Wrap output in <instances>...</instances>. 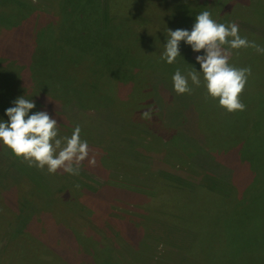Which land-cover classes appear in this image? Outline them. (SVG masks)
Listing matches in <instances>:
<instances>
[{
    "label": "rangeland",
    "instance_id": "1",
    "mask_svg": "<svg viewBox=\"0 0 264 264\" xmlns=\"http://www.w3.org/2000/svg\"><path fill=\"white\" fill-rule=\"evenodd\" d=\"M92 1L20 0L21 3H18V0H10L9 4L15 6L11 13L25 14L29 6L30 11L45 15L41 21H39L40 17L34 15L36 23L31 32V40L34 43L35 33L39 31L37 25L46 30H57L51 24H60L62 18L65 19L68 15L77 16V30L73 31L75 29L72 30L69 26L68 29L75 36L77 35L78 47L67 43L61 48L65 53L68 51L78 53L79 60L83 56L84 60H80L79 66L80 69L84 63L83 73L86 78H79L83 81H81L83 88L90 87L94 83L98 84L100 75L103 74L102 79L109 83L110 92H114L112 96L121 100L120 113L130 121L126 131L128 136L125 134L123 136L128 140L116 150H110L109 137L104 138L105 143L100 144L88 141L89 159L95 155L96 165L91 167L86 159L82 162L83 170H80L79 175L63 172L48 177L40 171L43 175L29 178V172L37 167L28 166L22 173L24 180L18 183V187L16 183L8 187L7 194L12 200H16L18 192L21 196H30L32 191L36 190V185L42 184L41 178L51 179L55 186L62 184L68 178L71 183L68 186L71 185L70 190L74 192L66 200L67 206L64 205L59 210L56 208L53 212L49 210L38 212L37 218L45 220L44 225L38 228H41L42 236H36L44 238L49 243V237H59L58 251L62 254L67 253L65 250L70 242L72 240L77 242L78 238L74 237V234L66 235L65 232H62V235L58 234L50 218L51 216L59 218L54 220L60 224V217H69L66 224L77 231L80 241L83 240L85 243L93 241L95 244H91V249L103 252L102 260L98 264H264V225H259L257 230L254 220L259 221L258 217L247 218L243 204L240 202L231 204L233 197L227 198L228 203L220 201L219 198L218 201L208 199V195L212 196L210 192L228 195L235 186L233 170L222 163L236 158L237 151L241 150V144H236V141L229 142L232 136L236 140L252 138L258 141L264 137V53H259L251 47L232 52L227 45L224 46L230 53V64L237 68H251V75L248 76L245 88L239 97L246 108L244 111L230 113L219 106L218 99L211 97L205 99L203 75L199 87L189 80L191 93L177 94L174 91L172 76L175 70L180 68L182 72H187L194 67L199 71L197 67L200 65L196 62V56L203 55V50L199 53L193 52L189 45L181 41L180 56L174 63L168 64L160 58L164 46L158 40V36L166 39L167 29H185L189 23L193 26L197 14L209 11L211 18L217 23L237 24L241 37H247L249 41H254L264 48V0H191L192 14L189 12L191 15L189 20L179 16L181 13L179 7L183 0H148L143 4L138 3L140 0H94V3ZM18 4L23 8L18 6L21 7L19 9ZM136 4H138L137 8H141H130L131 5ZM146 5L154 8L157 14L155 11H144ZM228 5L233 6L226 9ZM220 16L224 18L220 19ZM165 17L168 22L165 21ZM247 19L251 20L250 25ZM113 20L117 23L118 29ZM29 24L27 23L28 26ZM24 25L14 27L12 32L0 38L12 43V47L5 53L6 55L9 53L14 59L19 57V49L22 47L15 42L17 35H23ZM116 31V37H113ZM61 40H64L63 37ZM61 40L59 42H62ZM30 50L26 51V60L30 59ZM106 57L109 60L107 63L104 62ZM132 59L141 61L134 62L139 67H132L130 62ZM148 62L154 65L149 67ZM105 65L109 66V69ZM115 66L120 67L119 73L123 72L121 75L127 78L124 83L120 82V74L117 73L119 69ZM14 73L16 76L14 79L22 75L20 70H14ZM158 85L157 98L151 99L147 91L153 87L157 88ZM25 89L32 90V86L27 85L20 91L23 92ZM111 108L110 103V111ZM145 112H149L150 118L143 117ZM224 114H231L239 121L236 125L227 127L228 131H225L223 124ZM235 121L236 119H233L232 122ZM117 133L114 132L115 136L111 134L115 138L112 142L118 143L119 139H122ZM221 135L225 138L219 139ZM129 137L134 140H130ZM260 147L261 145L258 144L253 145L254 150H260ZM3 155L4 153H0V157ZM258 156L264 160V153ZM13 159L14 157L5 156L0 159V164L2 163L5 168L11 167L14 164ZM18 164L20 169V164L24 166L27 163L20 160ZM175 169L179 173H176ZM255 171L259 176L264 174L262 169ZM2 172L3 169L0 170V177L3 175L4 177L0 180L9 177V174ZM57 174L66 175V177L63 175L62 183ZM183 174L184 178L181 177ZM70 181L79 183L83 189L94 190L98 194L100 193L98 189L106 187L105 184L108 186L111 184L114 188L122 190L120 197L126 202L130 196L129 190H138L137 194H150V197L159 203V207L161 204L169 206V214L163 215L158 212L154 215V210L157 208L152 210L154 212L146 213L147 215L135 213L133 217L142 226V233L138 234L131 230L132 220L125 203H118L122 206L120 207L111 200L110 204L114 205L118 212L114 209L104 211L105 206L100 205L99 198L95 197L94 203L85 201L79 194L78 188ZM9 182L12 183V181L5 183ZM198 182L201 184L197 185ZM200 187H204L206 195L193 194ZM233 193L235 197L240 190L234 189ZM261 195H264V189L261 190ZM142 199L136 204L141 205ZM203 201L206 202L199 206ZM233 201L235 202L234 199ZM79 204L87 208L82 211L79 209ZM95 204L102 207L101 212ZM0 212L6 216L2 218L3 215H0L1 237L15 227L16 216L18 213L20 215V212L11 211L12 216L7 217L8 207L2 200H0ZM114 212L125 218L123 220L126 226L122 225L124 233H119L116 227L119 226V222L113 220L116 216ZM50 230L55 233L53 237L48 236ZM87 232L96 233V237L85 235ZM250 239L252 243L248 245ZM102 244L104 248L99 247ZM244 245H248L249 248L242 249ZM80 256L79 264H90L86 260V255Z\"/></svg>",
    "mask_w": 264,
    "mask_h": 264
},
{
    "label": "trees",
    "instance_id": "2",
    "mask_svg": "<svg viewBox=\"0 0 264 264\" xmlns=\"http://www.w3.org/2000/svg\"><path fill=\"white\" fill-rule=\"evenodd\" d=\"M147 1L148 0H140L138 3L143 4L147 3ZM9 2L10 0H0V38H2L3 35L12 32V29L14 27H22L25 22L30 24L28 26L27 23H25L22 30L23 35H17L18 42L16 41L15 43H19L18 45L22 46L19 49V57L17 59L11 57L9 53L8 55H6L5 53L9 48L12 47V43H8L9 41H3L0 39V120L7 121L8 117L5 115V110L9 107L14 106L12 102L16 98L25 96L26 99H32L36 105L34 109L30 110V114L37 111H47L53 119H56L58 124V135L60 137L71 136L76 125H79L81 127L80 135L82 140L100 144L105 143L104 138L109 137L110 150H116L119 146H122V144L128 140L123 136L127 135L126 131H128L130 121H128L125 116L119 111V102L121 101L120 98L112 96L114 95V92H110V85L104 79H102V73L100 75L98 84L94 83L90 87L83 88V81L79 80V78L81 77L83 79L86 78L83 73L84 63L79 69L81 61L84 60L83 56H81L80 61L78 53H71L69 51L65 53L61 48L62 45H66L67 43L78 47L77 43L79 40L77 38V35L75 36L73 32L69 31L70 29H68L69 26V28H72V30L75 29L73 31L77 30V16L75 17V15H68L67 17H65V19L62 18L60 24H51L52 27L57 30H46L40 25H37L39 26V31L38 33H35L34 43L31 40L33 25L36 23V21H34V15L40 17L39 21H41L45 15L37 14L33 10L30 11L29 9L31 7L29 6L27 13L25 14L11 13L15 6L14 4H9ZM92 2L94 3V0ZM18 3H21L20 0H18ZM190 4L191 0H183V2L181 1L180 5L182 7H179L181 12L179 13V16H184L187 20H189V16H191L189 12H191L192 14ZM137 5L138 4L131 5L130 8H141H137ZM18 6L21 5L18 4L17 7ZM232 6L233 5H228L226 9L231 8ZM21 7L23 8V6ZM144 11L153 12L155 11V9L150 8L146 5ZM155 12L157 14V11ZM160 12L162 11L160 10ZM160 17L162 16L160 15ZM213 18L216 19V16L213 15ZM223 18L224 17H221L220 19ZM165 21L168 22L166 17ZM113 22L117 27V23H115L114 20ZM171 23L172 21L170 19V24ZM247 23L248 25H250L251 20L247 19ZM118 28L119 27H117V29ZM113 29L115 28L113 27ZM185 29L191 30L192 24L189 23L188 25H186ZM68 31L69 33L67 34ZM71 34L73 36H71ZM116 34L117 31L116 33H114L113 37H116ZM61 36L64 40H61ZM158 37V40H160L161 44L164 46V44L166 43V39L160 36ZM41 40H43V42ZM60 40L62 42H59ZM28 50H30V59L27 58L26 60V51ZM231 50L233 52L234 49ZM31 54H33V56H31ZM23 58L25 59L23 60ZM108 61V57H106L104 59V62L107 63ZM130 62H132V67L137 68L139 66L135 65L134 62L139 63L141 61H139L138 59H132ZM119 65L121 67L122 64L120 63ZM148 65L149 67H152L154 64L148 62ZM16 66L18 69L16 68ZM106 66L107 65H105V67ZM120 67L117 68L119 69L117 70L118 75H121L123 73H119ZM197 68L200 69V67ZM107 69H109V66H107ZM14 70H20L22 72V75L19 78L14 79V77H16ZM131 70H133V68H131ZM120 75L119 80L120 82L124 83L127 78ZM201 75L203 74L201 73ZM16 80L18 83L16 82ZM116 80L119 81L117 77ZM27 85L32 86V90L25 89V91H23V94V92H21V88L23 89V87L25 88ZM17 90H19V93H15ZM147 92V95H150L149 97H152L151 99L156 100L157 92L159 93V85L157 88L153 87L150 88V90L148 89ZM32 93L40 94V96H36L34 94L32 95ZM110 103L112 104L111 111ZM222 119L224 122L223 124L225 131L227 130V127L230 128L239 122L238 119L231 114H224L222 116ZM233 119H236V121L232 122ZM115 131L119 133H117L118 137H122V139H119L118 143H115V141L112 142L115 138H113L111 134H114ZM227 134L228 133H226V136ZM222 137L223 139L225 138L223 135H221L219 139H222ZM129 139L134 140L130 137ZM233 141H236V144H241V150L237 151L236 158H234L233 160H227L226 162L222 161V163L227 164L228 167L233 170V179L235 186L228 195L210 192L209 194H212V196L208 195V199H210L211 201H218L220 199V201H226L228 203L227 198L233 197L231 198V204L234 205V203L236 204L238 202L243 204V210L245 211V216L247 218L252 219L253 216L258 217L259 221L254 220V222L256 223V228L258 230L259 225H264V195H261V190L264 189V174L259 176L258 172H256L255 170L262 169L264 171V160H261L260 156H258L261 155V153H264V137L260 141H258L256 139L252 140V138H249L247 140H236L232 136V139L229 142ZM255 144L261 145V147L259 148L260 150H254L253 145ZM100 148L101 150H103L102 146ZM0 153H4V155L1 156L0 159L5 156H7L8 158L14 157V164H12L11 167L5 168L2 163L0 164V170L3 169L2 173L9 174V177L7 176L6 178H3V180H0V200H2V202L8 207L7 217L10 218V216H12L11 214L13 213H11V211L15 212L19 210L20 212V215H18V213L16 216L17 221H15V227L13 229H10L7 233H4L0 237V264H79L80 261L78 260L80 259V255L82 254L86 255V260L90 264L100 263L102 260L103 252L101 253L99 251L97 252L94 249H91V244H95V242L93 241H89L87 243H85L83 240L80 241V235H78L77 231L73 229V227L70 228L71 226H68V224H66L69 217H60L59 221L62 224L56 223L55 220L59 218H54L53 216H51L50 218L58 234L62 235V232H65L66 235L71 236L74 234L73 236L78 238L77 242L75 240H72L70 242L69 246L65 250V252L67 253L62 254L60 251H58L57 247L59 244V237H53L55 233L51 230L48 234V236L53 237H49L50 243L47 242L44 238H39L36 236H42L41 228H38L44 225L43 221L45 220L44 219L42 221L41 218L38 219L37 213L47 210L53 212L56 208H58L57 210L62 209L64 205L66 207V200L71 197L72 193L74 192V190H70L71 185L68 186V184H71L69 183L68 178H66L65 182L62 183V177L63 175L64 177H66V175L57 174L61 178L60 181L62 183L57 186L52 184L51 179L50 181L48 179L44 180L43 178H41L42 184L36 185V190H34V192L32 191L30 196H26V198L25 195L21 196L18 192L17 199L12 200L11 196L7 194V190L9 189L8 187H11L13 183H16V187H18V183L21 180H24V175L22 173H24V168H28V165L25 164L24 166H22L20 164V169H18V163L21 159L16 158L12 154L11 150H9L2 143H0ZM161 163L166 165V163ZM80 170H83L82 165ZM9 171L11 173H9ZM40 171L45 173L48 177H52V174L47 173L46 168L44 170L32 168V170L29 172V178L33 177L34 175H43ZM63 172V170H58L56 173ZM175 172L179 173V171H177L176 169ZM184 173L186 174L187 172ZM180 174H182V171ZM2 177H4V175L0 178L2 179ZM181 177L184 178V174ZM199 180H201V178H199ZM6 181H12V183H5ZM200 182H198L197 185H200L202 183ZM72 183L74 184V187L78 188V191L80 192L79 194L82 195V198L85 201L93 202L95 201V197L96 199L99 198L98 201L100 205L105 206L104 211H111V209H114V211L118 212V209H116L114 205L110 204L111 200H113V202L117 204L125 203V208H127L128 212L130 213V217L132 220L133 226L131 228L133 229L131 230L135 231L138 234L142 233V226H140L138 221H136V218L133 217L135 213L147 215L146 213H149V211H155L154 215L158 214V212L162 213L163 215L169 214V206L161 204L159 207V203H156L157 201L154 198H151L150 194H137V192H139L138 190L129 188L131 189L129 190L130 196L128 198V201L126 202L123 198L120 197L122 195V190H120V188H114L111 184L110 186L105 184L107 188L103 187L101 189H98L100 191V193L98 194L94 190L87 191L83 189L80 186L81 184L79 183ZM77 185L79 187H77ZM95 187L97 188V186ZM234 189L240 190V193H237L235 197V194L233 193ZM252 190L255 191L253 192ZM203 193L206 195L204 187H200V189H196V192H194L193 194L196 195ZM36 199L38 201H36ZM140 199H142L141 205H137L136 202H138ZM233 199L235 200V202L233 201ZM33 201H35L36 203H33ZM205 202L206 201L201 202L199 206H201V204H204ZM25 204L29 208L26 207ZM79 205V209L82 211L83 209L87 208L83 204ZM96 206L101 212L102 207H99L98 205ZM119 206L122 207L121 205ZM52 207L55 208L52 209ZM154 208H159V210L155 209L154 211H152ZM162 208L165 210H160ZM116 212L113 213L116 214V216L113 217V220H117L119 222V226L116 225L119 233H124L122 231V225L126 226L125 220H123L125 218L123 215L117 214ZM0 215H3L2 218L6 217L2 212H0ZM110 218H112V216H110ZM85 235H89V237H96V233L88 234L87 232ZM81 242L83 243L80 244ZM251 243L252 242L250 239L248 245H250ZM248 245H244L242 249H248ZM99 247L104 248V245H99ZM110 252H112L111 248ZM246 259H248V257Z\"/></svg>",
    "mask_w": 264,
    "mask_h": 264
},
{
    "label": "clouds",
    "instance_id": "3",
    "mask_svg": "<svg viewBox=\"0 0 264 264\" xmlns=\"http://www.w3.org/2000/svg\"><path fill=\"white\" fill-rule=\"evenodd\" d=\"M181 41L189 45L193 52L203 50L204 54L196 56L199 71L194 67L187 72H182L180 68L175 70L172 76L174 91L177 94L191 93L189 80L199 87L202 73L205 99H218L219 106L230 113L244 111L246 105L239 97L251 75V68H237L230 64V53L224 46L234 50L251 47L259 53H264V48L249 41L247 37H241L237 24L217 23L209 11L196 15L190 31L167 29L166 43L160 58L168 64L174 63L180 56ZM12 103L14 106L5 110L8 120H0V143L21 162L40 170L46 168L48 174L63 170L79 175L82 162L86 159L91 167H95L96 157L93 155L89 159L88 142L81 139L79 125H76L71 136L60 137L57 121L47 111L30 114V110L36 107L32 99L20 96ZM143 117L150 118L149 112L143 113Z\"/></svg>",
    "mask_w": 264,
    "mask_h": 264
}]
</instances>
